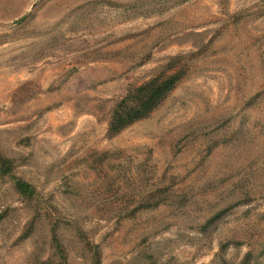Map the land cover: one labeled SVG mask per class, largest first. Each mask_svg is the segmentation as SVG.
Returning a JSON list of instances; mask_svg holds the SVG:
<instances>
[{"label":"rangeland","instance_id":"374dc122","mask_svg":"<svg viewBox=\"0 0 264 264\" xmlns=\"http://www.w3.org/2000/svg\"><path fill=\"white\" fill-rule=\"evenodd\" d=\"M175 70L160 108L109 136L117 103ZM1 154L102 264H264V0H0ZM33 217L0 176V264L50 258Z\"/></svg>","mask_w":264,"mask_h":264},{"label":"trees","instance_id":"16d2710c","mask_svg":"<svg viewBox=\"0 0 264 264\" xmlns=\"http://www.w3.org/2000/svg\"><path fill=\"white\" fill-rule=\"evenodd\" d=\"M25 18L21 19L23 22ZM184 79V73L178 70L170 73H161L146 83L131 89L115 106L110 118L108 134L111 137L120 135L139 122L149 119L173 93L177 86ZM15 161L4 155H0V176L9 179L12 188L27 204V207L34 213V217L28 223L27 237L39 233V240L43 241L44 229L50 227V239L46 238V248L53 252L44 264L60 262L70 264L71 245L65 241V231H76L75 241L72 243L76 249L77 242L83 243L84 257L89 264H102V249L91 235L85 231V224L76 217L67 218L57 215L58 208L53 201L46 198L36 187L15 172ZM221 214L212 218L204 230L207 231ZM2 218V217H1ZM89 234V235H88ZM78 240V241H77ZM76 242V243H75ZM50 246V247H49ZM227 245L225 246V248ZM248 258L252 260V254ZM41 260V259H40Z\"/></svg>","mask_w":264,"mask_h":264}]
</instances>
